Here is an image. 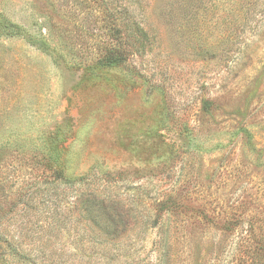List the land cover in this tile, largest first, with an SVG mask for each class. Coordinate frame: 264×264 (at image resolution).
Returning <instances> with one entry per match:
<instances>
[{
  "label": "rangeland",
  "instance_id": "1",
  "mask_svg": "<svg viewBox=\"0 0 264 264\" xmlns=\"http://www.w3.org/2000/svg\"><path fill=\"white\" fill-rule=\"evenodd\" d=\"M261 255L264 0H0V264Z\"/></svg>",
  "mask_w": 264,
  "mask_h": 264
},
{
  "label": "trees",
  "instance_id": "2",
  "mask_svg": "<svg viewBox=\"0 0 264 264\" xmlns=\"http://www.w3.org/2000/svg\"><path fill=\"white\" fill-rule=\"evenodd\" d=\"M114 35L116 36V44L114 46V48H111L107 54H105L103 57L99 58L97 61L100 65H114L119 63L120 61L123 60V56H122V48H124L125 45H129L128 40L126 41H122V37L121 35H119V33H114ZM129 38V35L127 36ZM122 47V48H121ZM210 106V102L209 101H204L203 102V110L208 109ZM263 248H259V250H262ZM259 263L260 264H264V257L261 255L260 259H259Z\"/></svg>",
  "mask_w": 264,
  "mask_h": 264
}]
</instances>
